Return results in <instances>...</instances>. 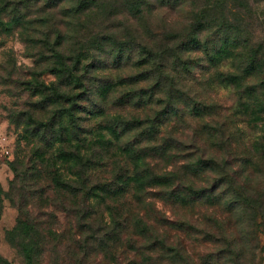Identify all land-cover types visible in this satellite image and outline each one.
<instances>
[{
    "label": "rangeland",
    "instance_id": "374dc122",
    "mask_svg": "<svg viewBox=\"0 0 264 264\" xmlns=\"http://www.w3.org/2000/svg\"><path fill=\"white\" fill-rule=\"evenodd\" d=\"M252 48L264 0H0V264H264Z\"/></svg>",
    "mask_w": 264,
    "mask_h": 264
},
{
    "label": "trees",
    "instance_id": "16d2710c",
    "mask_svg": "<svg viewBox=\"0 0 264 264\" xmlns=\"http://www.w3.org/2000/svg\"><path fill=\"white\" fill-rule=\"evenodd\" d=\"M87 4L85 2H81L79 3L78 10H85L87 8ZM201 26L200 25H196L193 29V33L196 34L198 33L197 30H200ZM61 42L57 43V46H61ZM195 46L198 44V42L195 40L194 41ZM185 49V44H180L179 46H177L175 48V52L178 51L179 55L182 54V51ZM261 53H260V49L259 48H252L250 50L249 53V58L246 61V67L244 68V72L246 74L245 77H249L252 76L253 73L259 71L262 72L264 69V56L260 57ZM79 61L80 59H77V61L75 62V66L74 67V72L79 71ZM249 89V94H247L249 97H252L254 103H259V107L263 109L264 111V80L259 83L258 85L254 86V84H252L251 87H248ZM76 134V133H75ZM76 137H78V135L76 134ZM115 196V195H113ZM106 199H109V197H105Z\"/></svg>",
    "mask_w": 264,
    "mask_h": 264
}]
</instances>
